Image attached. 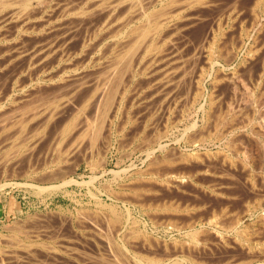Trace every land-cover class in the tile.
<instances>
[{
    "label": "rangeland",
    "instance_id": "rangeland-1",
    "mask_svg": "<svg viewBox=\"0 0 264 264\" xmlns=\"http://www.w3.org/2000/svg\"><path fill=\"white\" fill-rule=\"evenodd\" d=\"M13 1H15V0H13ZM45 1L47 2V4ZM45 1L43 2V5L41 6L42 3H40V5H39L38 1L30 0V2H29L30 6L28 5V7H30V8H28V7L26 9L22 8L24 11L26 10V12H22L23 11L22 9H20L19 11H21V12H19L18 9L21 7L18 5H13L12 7L9 8V9L15 8L14 10H16V16H14L15 19L12 17L13 18L12 20L10 18L9 19L3 18V14H4L5 10H8V8L7 9H1L0 8V12H1L0 13V18H1L0 19V66H1L0 67V73H1L0 74V113L2 112L1 113L2 115L0 114V124L1 123H4V124L8 123V126H11L12 123H15V122H11L12 118L10 116V113L12 114V112H14V111L17 112V110L20 107L23 110L24 105L30 106V104H31L30 102H33L32 104L34 105L35 102L39 103L38 100L42 101L43 98H45V97H47L48 99H51L54 95H55L54 97H58L59 94H60L59 97H61L62 95L63 96L65 95L64 100L68 101L69 98H67V96L69 97V93H70V96L73 93V95H75V97L73 98V95H72L70 97L71 100L69 102H71L72 99H74L73 102H75L74 104H76L78 107L75 106L74 104H71L73 102H71L70 104H67L66 107H64L62 109V111H59V113L56 115L57 116L56 121L54 118H52L54 120L50 119L52 121V123L48 122V121H43V118H37V119L33 120V119L28 117L29 121L26 118L25 119L26 121L24 123H26L29 127L26 125L28 128L27 129L25 124H23L25 126V130L27 131V133L29 135H31V133H32V135H34L36 137L35 141H37V140L38 141L34 142V144H32V142H30V140H26V141H24V143L21 142L23 144H22V148L19 150L20 153L19 152L14 153L15 151H13V150H15V148H17V147H13V149L11 148L12 149L11 154H9L10 153L9 146L12 147L10 144L11 142L9 143V141L12 140L10 137H11V135L14 134V132L12 131L13 134H11V131H7L9 133L6 132L7 133L6 134L5 130L3 128H1V126H0V129L4 130V131H0V249H1L0 250V256H1L0 257V264H98L97 263V261L99 262V260H98L99 256L98 255H100L99 253H102V251H101L102 250L101 248H103L102 246H104L105 243H107V242L109 243L111 241H112V243H109V244H111V246L115 247L116 250H117V248H119L117 251L118 252L120 251V254H121L122 253V251L120 250L121 249V247H120V244H121L120 241L121 240H119V238L116 237L115 235H113L112 233H111L112 235L110 234L111 231H110V227L108 225L109 221H110L109 218L113 217L112 213L109 212V208L105 207L106 209H104V207L100 206L97 202V200H98V201H100L99 203H103V202L106 204H109V203L113 204L114 203V205L117 206L118 211L122 212L121 221L124 220L125 219V213L123 210L122 203L119 200L112 199L113 197H111V196L109 197V194L111 193L112 190L114 192L113 196H115V197L118 196L121 199H125V200L130 199L131 201L128 204H132L134 202V201H132L133 198L136 201H139V202L142 201L144 204L143 205L141 202V204L143 205V209H141L140 206L138 207V205L137 206L136 205L131 206V205L127 204V206H129L130 211H131L130 212L131 213L130 214L131 220L137 222V225L140 226L139 228L142 230V232L144 234L142 232L136 234L135 237L137 236L136 238L138 240H136L135 237H133V239H131L132 242L129 241L130 233H129V235L127 234L128 238H129V239H127V242L129 241L127 244L129 245L128 249L130 248V250L127 253V255L124 253L121 254L122 256L125 255V259H124V257L123 258L121 257L122 261L125 260V262L123 261L124 263L137 264L136 259L135 258L133 259L132 253H136V254L138 253L140 256H145L147 258H150V257L156 258L157 257V259H160L161 262L164 264H170V263L171 264H173V263L174 264H180V263H176V262L172 263V261L173 260L179 261L184 257L187 258L188 254H191V252H192V254L189 255L188 258L190 259L192 257V259H196V260L198 259L201 264H221L222 262H223V264H227V262L229 260H230V263H228V264H232V263L236 264L237 262L239 263V262L245 261V259H246V261L247 260L250 261L249 264H264V257H263L264 256L263 255L264 254V250H263L264 249V240H263L264 239V231L261 228L258 230L257 226L259 227L260 224H259V222H256L258 220L260 210L259 209L254 210L252 208V207L256 208V205H258L259 202H260V205L261 204L264 205V202H263L264 201V198H263V196H264V190H263L264 189L263 188L264 187V184H263L264 183V177H263V175H264V160L259 161L257 158H254L253 161H249L250 163L247 162L246 164L245 163L243 164L239 160H237V158L235 156H232L233 159L231 160L232 161V163H231L232 167H231L230 163L222 164L221 161L218 159L220 155H217V154H221L220 151L225 149L223 151V153L229 154L230 153L229 151L231 150L229 148H227V149L223 148L224 147L222 145L223 143L221 144L220 142L216 143L213 141H206L205 143H203L201 145H200V143H197L199 146H197L196 143L195 144L193 143V145L191 143V145H190L189 143H190L191 138H189V137L191 134L186 133L185 128H187L189 122H191L193 119H196V116H194L195 115L194 112L192 111V114L190 116H189V114H185L181 120L180 117L178 118V116L180 115V112H178L180 110V108L178 107L179 108V110H178L177 107H174L172 105L171 106L172 109H171V113H170L171 117L170 116L168 117L171 119L166 120V119H164L166 117L162 116L160 104H158V103H160V99H159L160 95L158 94V93H160V91L157 90V88H158L157 82L160 79V74H158L157 72L160 71V73H161V70L164 67V64H163L164 62H162L161 60H159V61L155 60L156 62L158 61L157 63L155 61L154 62L158 65H160L159 62H161V64H163V65H160V67L162 69L158 65H155V63L153 61L148 62V66L150 65L149 66L150 68H148V66L146 65V67L148 69L144 66L145 63L142 64V66L138 67V68H140L141 72L137 71L138 68L136 69V72H137L136 77H134L133 80L129 83V91L131 89H133V90L128 92L129 98L127 96V98H126L127 100H125L127 103L125 101H124L125 103L123 102L125 104V106H124V104H122L123 107H122L121 111L123 109H124V111L120 112V114H117L115 118L114 117L110 118L111 121H109L110 124H109V129H108L110 132H107L108 127L106 125L108 123L103 124L104 116L97 112L96 104L91 105L93 100L92 101L89 100L88 105L84 106L86 108L88 107V109L84 108L83 109L84 111H82V107H83V104L85 102V99L89 96V93L91 91L90 86L92 85V81L94 80L93 78L97 77V73H95V72H98L99 69H100L99 72L103 71L102 68H104V66L106 67V64L109 65L110 59H111V57H113V56H111L113 54H111L112 48H110V47L114 43H116L118 40L116 38V40H117L116 41L114 39L115 38L114 36H113L114 38L112 37L113 38V40H112V38H111L112 32H114L115 29L118 30L117 32L121 33L122 36L125 35L124 36L125 38L122 37L123 38L122 40L125 39L124 41H127L129 39V33H128L129 31L128 30H130L132 27H134V25L136 27V25L140 24L139 23L140 21L138 19L135 20L136 17H133L130 20L129 26H128V24H125V26H127V28L125 26L120 27L121 24L118 25V22L115 21L116 19H114V17L116 18V15L120 14V10L125 8L124 5H126V4H122V2L126 3L129 0L128 1L127 0H125V1L119 0L120 2L118 0H114V4H115V1H116V4H117V1H118V3H121V4H120V7H119L118 12H117L118 14L113 13L114 14V16H113L111 13V15L113 17L111 18V16H109L110 19H108L109 17L107 18V16L110 15L109 14L110 12H108L107 10H109V8H111V7H109V5L110 4L112 5L113 0H110V1L107 0L108 2L105 0L106 1L105 3H107V4L112 1L108 5L103 3V0H102V2L100 0L99 1L98 0H85V1L84 0H64L65 3L67 2V4H66L67 6L64 4V6L67 7V8H65V10H64V8H61V6H63L62 3H64L63 0L62 1L61 0H45ZM68 1H69V4H68ZM147 1L148 0H146V1L143 0V2H147ZM150 1H153V0H150ZM155 1L158 3H156ZM159 1H161V2L159 3ZM164 1L166 2L167 0H158V1L154 0L153 2H150V5H151V7L154 6L155 9H158L159 5L161 3H163ZM233 2H236V3H234V6H236L237 8L236 7L235 8L239 9V10L240 9L244 10L243 12L245 14V13H247L246 7H247V5H249V3L252 2V0L251 1L250 0H248V1L247 0H232V1L231 0H220L218 2V6L215 9V11H217V12L223 11L226 9V7H229L230 5H232ZM93 3L95 4V6ZM101 3H103V4H101ZM261 3L264 4V2H261ZM127 4H129V2ZM69 5H70V7H68ZM89 5H91V6H89ZM103 5H104L103 8L106 11L104 9H102ZM71 6H73V7H71ZM93 6L96 8V10H95V8H93ZM96 6L97 7L99 6L100 9L98 10V8ZM106 6L108 7V9L105 8ZM121 6L122 7L124 6V8H122ZM240 6H242V7H240ZM84 7H85V9H83ZM33 8L37 9V10L34 11ZM262 8H264L263 5H262ZM74 9L76 12H74ZM3 10H4V12H2ZM79 10H81L82 12ZM97 10L100 14L97 12ZM100 10H104V11L100 12ZM29 11H30V13H28ZM121 11H123V10H121ZM17 12H19V13H17ZM104 12H106V14H104ZM217 12L207 13L208 15H206V18H210V15L213 16L214 13H217ZM259 12H260L259 16L261 15L260 17L264 20V14L261 13V11H259ZM20 13H23V14L21 15ZM17 14H18V17H17ZM37 14H38V16H37ZM85 15H86V17H85ZM55 16H57V17H55ZM67 16H68V18H67ZM18 18H21V19L18 20ZM41 18H43V19H41ZM58 18H59V20H58ZM98 20H100V21H98ZM104 20H107V21H105L106 23H104ZM108 20L113 22V24L110 23V21H108ZM39 21H41V22H39ZM136 21H137V23H136ZM114 22H115V24L117 23V25L120 28L118 26H116L118 28L117 29L114 26ZM141 22L143 24V20ZM107 23L112 24L114 27H112V25H109ZM97 25H99V26H97ZM102 25L103 26L106 25V26L103 27ZM108 25H109L110 30H111V27L113 28L109 32H107ZM34 26L37 28L39 27V28L37 29ZM40 26H42V27H40ZM139 26H141V25H139ZM45 27H47L46 30H45ZM97 27L99 29L101 27L102 28L99 31V29ZM22 28L24 31L22 30ZM26 28L27 29L29 28V30H27ZM94 28L97 29L96 32H95ZM48 29H51L52 31L49 30V32H48L47 31ZM69 29H70V31H69ZM32 30H33V32H32ZM104 30H105V34H103ZM123 30H124V32H123ZM199 30L200 29H195L193 31H190V33L188 32V36H187L188 42H190V41L192 42L193 38L195 39L196 35H199ZM117 32L115 33V35L117 34ZM27 34L29 35V37ZM39 34L41 36H39ZM106 34H108V35L111 34V35L106 36ZM91 35H93L95 37H97L98 35H101V37L99 36L98 38H96L97 39L96 40ZM113 35H114V33H113ZM55 36L56 37L58 36L57 37L58 39H62L61 36L66 38V39L63 38V40H62V41H65V43L64 42L61 43L62 41L58 40ZM71 36L73 37L72 39H71ZM87 36H88V38H87ZM102 36L104 39H100V38H102ZM53 37H55V38L53 39ZM52 39L55 42H53ZM42 40L44 41V43ZM59 41H60V44H59ZM67 41H68V43H66ZM32 42H34L36 45H34V43H32ZM51 42L56 44L57 48H55L54 47L55 45L53 43L51 44ZM110 42H112V43H110ZM37 44H38V48H37ZM45 44H47L46 48L49 47L50 49H51V47L48 46V44H50L51 46L53 45V47H52L53 49H51V50L57 49V51H60V50H58V48L61 49L62 47H64V46L61 47V45L65 44V47L67 49H64L65 48L64 47L63 50H61V53L63 52L62 55L60 53L57 54V56L59 55V57H61V58L63 57L62 59L60 58L61 62L59 61V57H52V58H50V62L53 59H55L54 61L56 63L55 66L54 65L52 66L51 64L52 63L54 64V61H52L51 63L49 61H47V62H45L46 64L44 65L43 64L44 62H42V64H41L40 62L38 63L37 59H35V60H33L35 62L34 66H37V64H38V66H37L38 68L37 67H35L33 69H31L32 67L28 68L27 67L28 62H26V61H29V58L31 57L32 53L35 50H36V52L37 51L39 52L40 49L43 47L45 50L46 49L44 46ZM57 44H59V45H57ZM80 44H82V46ZM102 45L105 47L102 48ZM107 45L109 46V49L105 51L104 49H106ZM186 45L187 46L184 47L181 54L184 55L183 58H185V60L186 59L189 60L190 55H189V57L186 56L187 58L185 57V55H187V53H189V52L191 53V47H190V43H186ZM87 46H89V48ZM91 46L93 49L90 48ZM114 46H115V44L113 45V47ZM13 47H15V48H13ZM39 47H40V49H39ZM77 47H79L80 50L87 47L84 50H82L83 52H85L83 55H85L86 57L81 54L80 50H77ZM177 47H178L177 40L175 41V39H173L171 46L168 47V49H170L168 51H172V52L168 53L170 55L166 56V58H168L169 60L167 59L166 63H165L169 68H170V66H172V67L174 66L175 60H173V59H175V57H176L174 55L175 54L174 52H175ZM97 48L101 52L98 51ZM48 49H46V50H48ZM29 50H30V53H29ZM31 50H33V51H31ZM41 50H43V49H41ZM75 50L77 52H75ZM243 50L240 51L239 57L243 56ZM102 51L104 54L102 56L104 58L101 56ZM185 51H187V53ZM17 52L18 53L20 52V55H24L25 56V57L23 56L24 59L22 58V56H19L17 59V56L19 55ZM24 52H26V53H24ZM36 52H35V54H36ZM67 53H69V54H67ZM105 53L107 55H105ZM63 54H64V56H63ZM172 54L174 55L173 57H171ZM15 55H17L16 59H15ZM66 55H68V56H66ZM71 55H72V57H71ZM90 55L95 59H93V58L91 59ZM99 56L102 58H99ZM107 56L110 57V59L108 57L109 62L104 61L107 59ZM8 57H11V58H8ZM3 58H5V60ZM19 58H22L23 60L19 59ZM11 59L14 62L13 61L11 62ZM56 59H58V60H56ZM156 59H158V57ZM3 60H4V62H3ZM66 60H67V62H65ZM88 60L89 61L92 60L94 64L91 63L92 61L89 62ZM170 60L174 63H172ZM22 61L24 62V64ZM69 61H72L73 64L76 61L75 65L76 64L80 65L82 63L83 66L80 65V67H79V65H78L79 68L77 66H75L76 68L72 69V67L74 65L72 63H70ZM87 61H88V63H87ZM8 62H9V64H8ZM20 62H21V64H20ZM99 62H101V63H99ZM1 63H4V64H1ZM5 63H6V65H5ZM65 63L66 64L69 63L70 66L66 65ZM170 63H171V65H170ZM71 64H72V66H71ZM92 64L94 66L97 65V67H95V69L94 68L92 69V67H93ZM100 64H102V65H100ZM146 64H147V62H146ZM235 64H236V62L233 63V65L231 67H229V70H231L234 66L237 65V64L236 65ZM7 65H8V67H5ZM21 65L22 66L25 65L26 67L23 68L24 67L23 66L22 67L23 69L19 68V67H21ZM42 65H44V66L49 65V66H52V68L49 66H48L49 68H46L47 66L43 67ZM59 65H61V66H59ZM41 66H42V68H41ZM64 66L68 69L66 70V68ZM81 66L83 68L85 67L86 69L85 68L83 69ZM100 66H103V67H100ZM157 67H159V68H157ZM36 68H37V70H36ZM43 68L46 70H44ZM96 68L98 71L96 70ZM141 68H142V70H141ZM75 69L77 72H75ZM144 69L148 73H146L144 71ZM240 69H239L240 70L239 72L241 74L244 71V69L243 68H240ZM21 70H22V74L19 73ZM28 70L29 71L31 70L29 72L30 74L28 73ZM73 72L75 75L73 74ZM91 72L94 74H92ZM56 73L58 75L60 74L61 76L65 75L66 78L63 76V78H64L63 79L60 75L57 76ZM142 73H143V75H142ZM51 74H53V75H51ZM85 74L87 76H85ZM90 74L93 76L95 75V76L94 77L92 76L91 78H89L91 76ZM154 74H156V75L158 74L157 77ZM29 75L31 76V78ZM38 75H39V77H38ZM48 75H50V77L51 76H54V77L50 78ZM69 75H70V77L71 76L72 77L71 78L69 77V79H67ZM140 75H142V76H140ZM73 77H75V78H73ZM77 77H79L81 79H79V81H78ZM17 78H19V79H17ZM44 78L46 80H44ZM49 78H50V80H49ZM58 78H60V79H58ZM140 78H142V79H140ZM155 78H156V80H155ZM65 79L70 82V85H69V82L67 83V81ZM17 80L19 81L18 85H20V87L16 84L18 82ZM59 80H60V82H59ZM72 80L76 81L77 85H75L74 82L72 83ZM83 80H85V81L81 82ZM51 81H53V82H51ZM87 81H90L91 83L87 82ZM149 82L153 86H151L149 84ZM155 82H156V84H154ZM78 83H81V85H83V87L82 86L80 87V84H78ZM88 83H89V86H86V84L88 85ZM146 83L148 86H150L149 88L147 87ZM59 84L60 85L62 84L63 86L66 85V86H64V87L61 86V87H63V89H62L61 87H59L60 86ZM53 85L54 86L56 85V86L54 87ZM143 85L146 87H144ZM78 86L80 87V89ZM154 86H157L156 89L153 88ZM73 87H75V88H73ZM60 88H61V90H60ZM64 88H66V90ZM70 88H72V89H70ZM88 88H90V89H88ZM150 88H151V90H150ZM152 88L154 89L153 91H152ZM67 89H69V90L67 91ZM74 89H75L76 93H79L78 91H80L81 96H80V94H78V96H77V94H74ZM77 89H79V90H77ZM146 89H149L150 91H148ZM221 89L222 88L220 87V90ZM241 89L242 88H240L239 92H237L235 94V96L232 98L234 103L235 102L240 103L241 102V101L239 102L240 98H242V96L246 95V94H244L245 93L244 90L242 89L243 90L242 91ZM64 90H65V92L63 93L62 91H64ZM156 90L159 92H157ZM60 91L62 93H60ZM66 92H68V95ZM86 92H87V95H86ZM149 92H151V93H149ZM261 92L262 93L260 94V93H258V91H256L255 93L252 94V99H253L252 102L254 104L253 103L251 104L252 109H249L248 111H246L247 112L246 115H248L249 118H251L250 115H252L251 119H252L253 124L251 123L250 127L252 128L253 131L257 132L259 134V136H261V137H259V140L264 142V138H263L264 132L262 133V130H261L262 128L259 127L258 120L256 119L257 116L255 115V114L264 112V93H263L264 91H261ZM56 93H59V94L56 95ZM155 93H156V95H155ZM151 94H152V96H150ZM48 95L49 96L51 95L50 98ZM82 95H85L86 98H85V96L82 97ZM153 96L155 97V99ZM156 96L158 98H156ZM246 96H245V98H246ZM262 96H263V98H262ZM40 97L42 98V100ZM28 98L30 101L28 100ZM35 98H36V100H35ZM47 98H45V99H47ZM61 98H63V97H61ZM65 98H67V99H65ZM79 98H81V99H79ZM150 98H152V99H150ZM245 98L243 97V100ZM82 99L84 100V102L82 101ZM254 100H255V102H254ZM35 105H37V104H35ZM69 105H70L71 109H70ZM80 106H81V108H80ZM173 107H174V109H173ZM254 107H256V109ZM78 108H79V110H78ZM73 109L74 110L76 109L78 112L76 110L74 111ZM63 110H65L64 111V112H66L65 114H64ZM70 110H73V113L76 112V113H74L75 115L73 113H72L73 116L69 115L72 112ZM94 110H95V112H94ZM253 110L255 112H253ZM18 111H20V110H18ZM251 111L253 112V114H250V113H252ZM80 112L83 115L82 114L80 115ZM90 112H93V113H90ZM61 113L64 115L62 116ZM67 113H69V114H67ZM149 113H150V115H149ZM60 114L63 118L60 116ZM8 115L10 116L11 119L9 118ZM79 115L81 116V118ZM86 115L88 117H86ZM71 116L73 118H71ZM82 116L88 120H96V119L100 120V117L102 118V120H100L101 121L100 132L101 133L104 132V133L103 134L100 133V135H101L99 137L100 139L97 140V144H99V145H95V147L90 146L89 142H88V138L84 139L83 143H82V147L80 146L79 149H76L75 150L76 152L73 151V154H72V152H70V153H68V156H67V154L65 156L64 155L62 156V157H64V160L67 159L66 160L67 162L63 161V158H62L60 163L57 164L59 166V167H56L57 172H58V170H61L63 172V174L62 173L58 174L59 176H57V177H55V175H50L49 172L53 173L56 171V170H53L54 167L56 166L53 163L55 155H54V157L52 156L53 155L52 154L53 148H54L53 145L55 143V141L52 140V138L54 137L53 135H55V137H56V135H58V133H60L59 131L63 128L62 124H65L66 122L64 123V121H66L67 119H68V121L72 120V119L77 120L76 117H78L79 118L78 121L75 120L78 123L79 120L83 118ZM160 117H161V119H160ZM248 117H246V118H248ZM254 117H255V119H253ZM92 118H94V119H92ZM184 118L186 121L184 120ZM39 119H41L42 121L40 122ZM147 119H148V121H147ZM150 119L152 120V122ZM8 121H10L11 125H9ZM45 122L48 124H46ZM172 122H174V123H172ZM43 123L46 125H44ZM55 123H56V125L61 123V125L56 127ZM142 123H143V125H142ZM256 123H257V125H256ZM144 125L146 126L145 127L146 131H144L143 130L144 128H142ZM12 126H11L10 130L15 129V128L13 129ZM15 127H16V125H15ZM58 127L59 128L61 127L60 130ZM160 129H162V130H160ZM182 130H183V132H182ZM34 131H36V134ZM139 131H141V132H139ZM163 131H165V133H163ZM113 132H115V133H113ZM246 132H248V131H246ZM109 133H111L112 139L108 135ZM155 133H157L158 135L157 134L156 135L160 136V138L159 137L157 138V136H155L157 139L154 138L153 134H155ZM8 134H9V136H10L9 138L11 140H9L8 136L5 138V136ZM26 136H27V134H26ZM39 137H40V139H39ZM102 137H103V140H102ZM4 138L7 139L8 141L5 140ZM139 138H141V139H139ZM234 139H232L233 141L231 142V144L235 145V148L239 150V148L241 147V146L239 147L240 143L238 144V142ZM85 140H86V142H88V144L85 142ZM155 141H159L160 144H162V146L164 147V149L159 151L157 149V146L154 144ZM85 143L87 146H89V149H87V146L85 145ZM83 145H85V146H83ZM32 146H34V147L32 148ZM191 146H194V147H191ZM193 148L195 150H193ZM27 149H29V150H27ZM150 149H155V150L154 151L152 150L153 152H152V154L149 155L150 157L148 156L149 157L148 158V157H146V152H149ZM174 149H175V151H173ZM226 150L228 151V153ZM27 151H29V154ZM207 151H209V152L212 151L211 152L212 154H210V153L208 154ZM194 152L196 153V155H194ZM198 152H199L200 156L206 152L207 153L202 155L199 158V156L196 157ZM200 152H202V154ZM213 152H214V155H213ZM18 153H19V155H18ZM22 153L24 155H22ZM4 154L6 157L4 156ZM192 154H193V156H192ZM10 155L11 156L15 155L16 156L15 159H14V157H12L13 159L10 158L11 157ZM164 156H165L166 160L163 159ZM160 159H163V161L165 160V162H163L164 164H161L162 160H160ZM181 159H183L184 162ZM188 159H190L191 161ZM3 160H4V162H3ZM97 160L98 161L100 160L101 162L100 161L98 162ZM154 161L157 162L156 166L154 165V163H155ZM150 162H152L153 164ZM188 162H189V164H188ZM147 163H149L150 166L147 165ZM166 163H168V164H166ZM234 163L235 164L237 163V164L235 165ZM259 163H263V164L260 165ZM169 164H171V165H169ZM145 166H147L148 168ZM150 167H151V169H153V171H157L159 173L158 174L156 172L157 173V180H155V181H157V183L154 180H153V182H155V183H153L152 179L151 180L147 179L148 178L147 175H142L144 172L150 170L149 169ZM185 167H187V168L184 169ZM51 168H53V169H51ZM144 168L148 169V170L144 171L145 170ZM255 168L256 169L258 168V170L256 171ZM238 169H239V171H238ZM245 169L248 171H246ZM183 170H185V171H183ZM200 170H202V171H200ZM203 170H204V172H203ZM134 171H137L138 173H136ZM142 171H143V173H142ZM207 171H209V172H207ZM45 172H47V173H45ZM42 177L44 179L46 177H48L47 179H49V180L45 179V181H44V179ZM52 177H53V180H52ZM173 177H174V179H173ZM139 178H141V179L139 180ZM90 179H91V181H89ZM135 179H137V180H135ZM145 179H146V181H145ZM182 179L184 180L183 181L184 183L181 181ZM255 179H256V181H255ZM170 181H172V182H170ZM180 181L182 183H180ZM250 182H252V184ZM257 182H259V183H257ZM147 183L149 186L147 185ZM117 185H120L123 187H119ZM175 185H176V187H175ZM38 186L40 188L43 187L44 189L40 191ZM140 186H143V187H140ZM144 186H145V188H144ZM165 186H166V188H165ZM135 187L139 188V189H137L138 191L137 190L136 191L142 194L140 197H139V195H140L139 193H138V196H135V195L133 196V193H134L133 190L135 189ZM130 188H133V190H131ZM147 188H148V190H146ZM200 188H201V190H200ZM107 192H109V193H107ZM202 192L204 194H202ZM221 193H223V194H221ZM216 194H219V195H216ZM215 195L217 197H215ZM259 197H261L260 198L261 200L259 199ZM118 202H120V203H118ZM181 202H182V204L180 205ZM254 202L256 205L254 204ZM152 203H153V206H152ZM154 203L157 205L159 204L158 207H156L157 205H154ZM137 204H138V202H137ZM172 204H175V206ZM194 205L195 206L196 205L197 206L198 205H204L205 209H201V210H203V212H205V213H207V211L209 212L210 210L218 211V210H220L219 208H222V209L224 208V210L226 212H228V211L230 212V213L228 212V215H230L232 213L231 215L233 216V218L240 216L242 218V223L240 225L248 227L247 229H248V232L250 233V234H248V236L250 237V240L252 241L251 242L249 240V244L250 243H251V245L253 244L252 250L253 251L255 250L254 253L251 254L252 252H250V254H251L250 255L248 252V254H247V251H248L247 249H248L249 244H247L245 241L243 243H240L239 241L235 240V238H233V235L231 234V232L228 233V237L229 238L232 237L233 239H229L228 244H227V241L225 244L224 243L221 244V242L219 243L218 239L216 240V237H214L215 234H213V233H216V231L214 230V227H212L210 225L208 226L207 224H206L207 227L205 226V228H208L207 231H209V232H206L205 230L203 232L204 236L207 238V240H205L204 245L205 246L207 245V247H205L204 245H202L203 247L196 245L197 240L195 241L193 239L192 235L190 234L191 228H189L186 225V223H189V220H185V219H187V217H190V216L189 215L184 216L183 214L180 215V213L178 216L176 209H174L176 211V213L173 210V208L178 207V206H179V208H181L180 206H182V209L185 207H186V209H190V207L194 206ZM248 205H250V206H248ZM187 206L189 208H187ZM170 207L172 210L170 209ZM248 207L250 209L249 211L247 209ZM251 209H253V210H251ZM203 212L199 213V215L202 214L201 218H203V215L205 214ZM236 212L239 215H237ZM231 215H230V217L229 216L228 217L232 218ZM256 216H257V218H256ZM177 217H178V219H176ZM179 218L181 221L179 220ZM229 218H228V220L226 219L227 222L230 221ZM131 220H130V222H132ZM254 221H255V224H254ZM130 222H128V224H127L128 225L127 230H129V227L132 226V224ZM204 222H205V220H201L200 222L195 223V225L197 224L196 228L199 229V227L201 225H202V227H204V224H200V223H204ZM15 228H17V229H15ZM177 228H178V230H177ZM255 228H256V230H255ZM107 229H109L110 232ZM143 229H144V231H143ZM105 232L107 234H109L108 235L109 237L114 236L112 238V240L106 239L108 236L106 235ZM205 233H206V235H205ZM208 233H210L211 235ZM104 235L106 238H104ZM198 236L200 238L204 237L201 233ZM101 237H103L104 239L103 238L101 239ZM141 237H144L143 240ZM131 238H132V236H131ZM105 239L108 241H106ZM101 240L102 241L104 240V241L102 242ZM214 240H216V241H214ZM198 241L200 242V240H198ZM235 241H236V243H233ZM101 242L104 244H102ZM177 243L180 245H178ZM184 243H186V244H184ZM133 244L136 246H134ZM145 244H147V245L145 246ZM182 244H184V245H182ZM208 245L210 246V248ZM165 246L167 247V249ZM196 246H198V247L195 248ZM137 247H140V248H137ZM184 247H185V249H184ZM188 247L190 248L191 252L189 251V249H187ZM204 247H205V249H204ZM162 248H165L164 249L165 251ZM173 248H174V250H173ZM198 250H199V252L197 253ZM45 251L46 252L48 251L47 253H49L51 251V254L49 253V255H48L49 257L47 256V253ZM136 251H138V252H136ZM143 251L145 254L143 253ZM174 251L176 253H174ZM29 252H31V255ZM12 253L14 256L12 255ZM54 253H56V254L54 255ZM255 253H257V254H255ZM169 254L170 255L173 254V255L170 256ZM258 254H259V256H258ZM70 255H72V256H70ZM129 255H130V257H129ZM174 255L177 259L175 257L173 258ZM254 255H255V257H254ZM163 256H164V258H163ZM231 256H232V258H231ZM126 257H128V259H126ZM252 257H253V259H252ZM131 258H132V260H131ZM233 258H234V260H233ZM254 258H256V259H254ZM192 259H190V260H192ZM249 259H251V260H249ZM169 260H170V262H169ZM196 260H194V262ZM198 260L195 263H197V262L199 263ZM232 260H233V262H232Z\"/></svg>",
    "mask_w": 264,
    "mask_h": 264
},
{
    "label": "bare ground",
    "instance_id": "bare-ground-1",
    "mask_svg": "<svg viewBox=\"0 0 264 264\" xmlns=\"http://www.w3.org/2000/svg\"><path fill=\"white\" fill-rule=\"evenodd\" d=\"M36 1H38L39 2V5H40V3H42L41 4V6L43 5V2L45 1V0H36ZM62 1V0H61ZM85 1V0H84ZM99 1V0H98ZM101 2H102V0H100ZM107 1V0H106ZM105 0H103V3H105L106 2ZM110 1V0H109ZM119 1V0H118ZM118 1H117V4H116V1H115V4H114V0H113V3H112V5L110 6L109 5V7H111V8H109V10H107L108 12H110L109 14L110 15H108L107 16V18L109 17V16H111V18L114 16V14H118L117 12H118V9H119V7H120V4L121 3H118ZM122 1V0H121ZM125 1V0H124ZM128 1V0H127ZM146 1V0H145ZM150 0H148L147 2H143V0H129L128 2H129V4H127L128 2H126V3H123L122 2V4H126V5H124L125 6V8H124V6L122 7V8H124V9H121V10H123V11H121L120 10V14H118V15H116V18L114 17V19H116L115 21L116 22H118V25H120V27L121 26H125V24H128V26L130 25V20L133 18V17H136V19L135 20H139L140 22V24H138V25H136V27H135V25H134V27H132L130 30H128L129 32V39L127 40V41H124V40H122L123 38L122 37H124V36H122V34L121 33H118L117 31L118 30H116L115 29V31L114 32H112V36H111V38L113 37L115 40H116V38H117V42L116 43H114L115 44V46L113 47V45L110 47V48H112V53L111 54H113V55H111V56H113V57H111V59H110V57L109 56H107V59L106 60H104V61H108V57H109V59H110V63H109V65L108 64H106L104 61V63L106 64V67L104 66V68H102L103 69V71H101V72H99L100 71V69H99V71L97 70V68H96V70L99 72H95V73H97V77H95V78H93L92 80V85L90 86L91 87V89L90 88H88V89H90L91 91H90V93H89V96L86 98V96L85 95H82V97L83 96H85V102H84V100L82 99V101L84 102V104H83V107H82V111H84L83 109L84 108H86V107H84V106H87L88 105V101L89 100H93V102L91 103V105L92 104H96V106H97V108H96V110H97V112L98 113H100L101 115H103L104 116V119H103V124L104 123H108L106 126L108 127H106L107 128V132H110L108 129H109V124H110V122L109 121H111V119L110 118H115L116 117V115L117 114H120V112H122V111H124V109L121 111V109H122V107H123V105L122 104H124L126 101L125 100H127L126 98H127V96H128V92H130L131 90H133V89H131L130 91H129V83L133 80V78L134 77H136V69L138 68V67H140V66H142V64H144L145 63V67H146V65L148 66V62L150 61H155V60H161L162 62H164L163 64H164V67H163V69L160 67V65H163V64H161V62H159V64L160 65H158V64H156L155 62V65H158L162 70H161V73H160V71H158L157 73L158 74H160V79H159V81L157 82L158 83V88H157V90H159L160 91V93H158L159 95H160V103H158V104H160V108H161V113H162V116L163 117H166V118H164V119H171V118H168L169 116H170V113H171V106L173 105L174 107H179L180 108V110H179V108H178V112H180V115L178 116V118L180 117V119L182 120V118L184 117V115L185 114H189V116L192 114V111L194 112V116H196V119H193L191 122H189V124H188V126H187V128H185L186 129V133H189V134H191L190 135V137L189 138H191L190 139V145H191V143H192V145H193V143L195 144L196 143V145L197 146H199L197 143H200V145L201 144H203V143H205L206 141H213V142H216V143H223L222 145L224 146L223 148H229V149H231L229 152V154H225V153H223V151L225 150H222V151H220L221 152V154H217V155H220L219 156V160L221 161V163L222 164H226V163H230V165H231V163H232V156H235L236 158H237V160H239L241 163H247V162H249V161H253L254 160V158H257L259 161H263L264 160V142L263 141H260L259 140V137H261V136H259V134L257 133V132H255V131H253L252 130V128L250 127V125H251V123H252V115H250V114H253V112H255L254 110L256 109V107H254L255 109L253 110V112L252 113H248L249 115H250V117L251 118H249L248 117V115H246V111H248L249 109H252V107H251V104L253 103L252 102V94L253 93H255L256 91H258V93H262L261 91H264V20L259 16V11H261V13H263L264 14V8H262V5H263V7H264V4H262L261 2H264L263 0H252V2L251 3H249V5H247V7H246V10H247V13H245L244 14V10H239V9H236L237 7L236 6H234V3H236V2H233V4L232 5H230L229 7H226V9L225 10H223V11H221V12H217V11H215V9L217 8V6H218V2L220 1V0H167L166 2L164 1L163 3H161L160 5H159V8L158 9H155L154 8V6H152L151 7V5H150V2H153V1H150ZM158 1V0H157ZM232 1V0H231ZM248 1V0H247ZM251 1V0H250ZM29 2H30V0H15V1H13V0H0V8L1 9H7L8 8V10H5V12H4V10L2 11V12H4V14H3V18H5V19H15V17L14 16H16V10H14V9H9L10 7H12L13 5H18V6H20L21 8H17L18 9V11L20 10V9H26L27 7H28V5H29ZM32 2V1H31ZM46 2V1H45ZM63 2L64 3H62L63 4V6H64V4L66 5L67 4V2L65 3V1L63 0ZM97 2V1H96ZM108 2V1H107ZM112 2V1H111ZM111 2H109V3H111ZM120 2V1H119ZM156 2V1H155ZM161 1H159V3H160ZM75 3V2H74ZM98 3V2H97ZM100 3V2H99ZM103 3H101V4H103ZM108 3V4H109ZM156 3H158V2H156ZM231 3V2H230ZM46 4H47V2H46ZM61 4V5H62ZM68 4H69V1H68ZM89 4V3H88ZM94 4V3H93ZM100 4V5H101ZM106 5H108L107 3H105ZM104 4V5H105ZM153 4V3H152ZM38 5V4H37ZM58 5V4H57ZM104 5L102 6V9H104L103 7H104ZM228 5V4H227ZM30 6V5H29ZM40 6V7H41ZM45 6V5H44ZM61 6V8H64V10H65V8H67L66 6ZM89 6H91V5H89ZM94 6H95V4H94ZM93 6V8H95ZM222 6V5H221ZM243 6V5H242ZM242 6H240V7H242ZM34 7V6H33ZM51 7V6H50ZM49 7V8H50ZM59 7V6H58ZM68 7H70V5L68 6ZM71 7H73V6H71ZM88 7V6H87ZM97 7V6H96ZM236 7V8H235ZM28 8H30V7H28ZM98 8V10L100 9V7L98 6L97 7ZM106 9H108V7L106 6L105 7ZM22 9V10H23ZM34 9V8H33ZM83 9H85V7L83 8ZM35 10H37V9H34V11ZM40 10V9H39ZM62 10V9H61ZM63 10V11H64ZM95 10H96V8H95ZM98 10H97V12H98ZM105 10V9H104ZM104 10H100V12L101 11H104ZM28 11V10H27ZM31 11V10H30ZM30 11L28 12V13H30ZM33 11V12H34ZM41 11V10H40ZM50 11V10H49ZM67 11V10H66ZM79 11H81V10H79ZM93 11V10H92ZM106 11V10H105ZM19 12H21V11H19ZM19 12H17V13H19ZM22 12H26V10L24 11H22ZM62 12V11H61ZM65 12V11H64ZM74 12H76L75 11V9H74ZM82 12V11H81ZM209 12H217V13H214V15L213 16H211L210 15V18H206V15H208L207 13H209ZM1 13V12H0ZM35 13V12H34ZM69 13V12H68ZM89 13V12H88ZM87 13V14H88ZM91 13V12H90ZM95 13V12H94ZM99 13V12H98ZM111 13H112V15H111ZM114 13V14H113ZM21 15L23 14V13H20ZM25 14V13H24ZM61 14V13H60ZM64 14V13H63ZM71 14V13H70ZM75 14V13H74ZM83 14V13H82ZM86 14V15H87ZM100 14V13H99ZM103 14V13H102ZM101 14V15H102ZM104 14H106V12H104ZM108 14V13H107ZM20 15V16H21ZM28 15V14H27ZM35 15V14H34ZM68 15V14H67ZM81 15V14H80ZM86 15H85V17H86ZM96 15V14H95ZM100 15V16H101ZM25 16V15H24ZM30 16V15H29ZM37 16H38V14H37ZM90 16V15H89ZM104 16V15H103ZM106 16V15H105ZM13 17V18H12ZM17 17H18V14H17ZM16 17V18H17ZM27 17V16H26ZM43 17V16H42ZM55 17H57V16H55ZM71 17V16H70ZM80 17V16H79ZM102 17V16H101ZM67 18H68V16H67ZM1 19V18H0ZM19 19H21V18H18V20ZM25 19V18H24ZM23 19V20H24ZM39 19V18H38ZM41 19H43V18H41ZM56 19V18H55ZM70 19V18H69ZM76 19V18H75ZM83 19V18H82ZM99 19V18H98ZM108 19H110V17L108 18ZM10 20V21H11ZM51 20V19H50ZM53 20V19H52ZM58 20H59V18H58ZM66 20V19H65ZM92 20V19H91ZM103 20V19H102ZM112 20V19H111ZM143 20V24H142V21ZM14 21V20H13ZM21 21V20H20ZM98 21H100V20H98ZM105 21H107V20H104V23H106ZM108 21H110V20H108ZM114 21V20H113ZM133 21V20H132ZM131 21V22H132ZM26 22V21H25ZM39 22H41V21H39ZM67 22V21H66ZM65 22V23H66ZM81 22V21H80ZM87 22V21H86ZM102 22V21H101ZM100 22V23H101ZM21 23V22H20ZM30 23V22H29ZM34 23V22H33ZM37 23V22H36ZM43 23V22H42ZM41 23V24H42ZM103 23V22H102ZM110 23H112L113 24V22H111L110 21ZM110 23H107V24H109V25H112V24H110ZM136 23H137V21H136ZM28 24V23H27ZM97 24V23H96ZM95 24V25H96ZM99 24V23H98ZM43 25V24H42ZM47 25V24H46ZM69 25V24H68ZM101 25V24H100ZM109 25H108V29H109ZM117 25V23L115 24V22H114V26L116 27V26H118ZM139 25H141V26H139ZM19 26V25H18ZM51 26V25H50ZM62 26V25H61ZM60 26V27H61ZM97 26H99V25H97ZM103 26V25H102ZM104 26H106V25H104ZM103 26V27H104ZM113 25H112V27H114ZM133 26V25H132ZM14 27V26H13ZM23 27V26H22ZM26 27V26H25ZM28 27V26H27ZM32 27V26H31ZM35 27V26H34ZM40 27H42V26H40ZM94 27V26H93ZM111 27V30L113 29ZM119 27V26H118ZM119 27V28H120ZM126 28H127V26H125ZM5 28V27H4ZM30 28V27H29ZM29 28L27 29V30H29ZM35 28H37V27H35ZM39 28V27H38ZM37 28V29H38ZM46 28L47 27H45V30H46ZM49 28V27H48ZM77 28V27H76ZM98 28V27H97ZM102 28V27H101ZM100 28V29H101ZM106 28V27H105ZM117 28V27H116ZM31 29V28H30ZM36 29V30H37ZM95 29V28H94ZM99 29V28H98ZM100 29H99V31H100ZM107 29V32H109V31H111L110 29L108 30ZM118 29V28H117ZM122 29V28H121ZM195 29H200L199 30V35H196V37H195V39L193 38V41L191 42H188V39H187V36H188V32L190 33V31H193V30H195ZM16 30V29H15ZM22 30H23V28H22ZM49 30H51V29H48L47 31L49 32ZM96 30L97 29H95V32H96ZM106 30V29H105ZM105 30H104V33L103 34H105ZM120 30V29H119ZM24 31V30H23ZM43 31V30H42ZM46 31V32H47ZM52 31V30H51ZM69 31H70V29H69ZM121 31V30H120ZM32 32H33V30H32ZM86 32V31H85ZM93 32V31H92ZM100 32V33H101ZM117 32V34L115 35V33ZM123 32H124V30H123ZM126 32V31H125ZM42 33V32H41ZM113 33H114V35H113ZM69 34V33H68ZM92 34V33H91ZM99 34V33H98ZM124 34V33H123ZM25 35V34H24ZM28 35V34H27ZM37 35V34H36ZM57 35V34H56ZM59 35V34H58ZM94 35V34H93ZM93 35H91V36H93ZM102 35V34H101ZM101 35H98L97 37H95V36H93L95 39L96 38H98L99 36L101 37ZM108 34H106V36H107ZM109 35H111V34H109ZM108 35V36H109ZM127 35V34H126ZM39 36H41L40 34H39ZM65 36V35H64ZM28 37H29V35H28ZM37 37V36H36ZM56 37V36H55ZM55 37H53V39L55 38ZM58 37V36H57ZM56 37V38H57ZM62 37V39H58V40H63V36H61ZM77 37V36H76ZM105 37V36H104ZM73 37L71 36V39H72ZM87 38H88V36H87ZM92 38V37H91ZM113 38H112V40H113ZM125 38V37H124ZM128 38V37H127ZM126 38V39H127ZM25 39V38H24ZM45 39V38H44ZM52 39V40H53ZM64 39H66V38H64ZM85 39V38H84ZM94 39V40H95ZM100 39H104L103 38V36H102V38H100ZM110 39V38H109ZM173 39H175V41L177 40V43H178V47L176 48V50H175V59H173V60H175V63L174 62H172L171 60V62L172 63H174V66L172 67V66H170V68L165 64L166 63V60L168 59V58H166V56L167 55H170V54H168V53H170V52H172V51H168V50H170V49H168V47H170L171 46V44H172V40ZM20 40V39H19ZM26 40V39H25ZM68 40V39H67ZM97 40V39H96ZM99 40V39H98ZM43 41V40H42ZM70 41V40H69ZM81 41V40H80ZM86 41V40H85ZM89 41V40H88ZM107 41V40H106ZM105 41V42H106ZM13 42V41H12ZM15 42V41H14ZM53 42H55L54 40H53ZM53 42H51V44L53 43ZM65 43V41H62L61 43ZM71 42V41H70ZM104 42V43H105ZM11 43V42H10ZM29 43V42H28ZM32 43H34V42H32ZM43 43H44V41H43ZM57 43V42H56ZM66 43H68V41L66 42ZM110 43H112V42H110ZM186 43H190V47H191V53L189 54V53H187V51H185L186 53H187V55H185V57L186 56H188L189 57V55H190V57H189V60L188 59H186L185 60V58H183L184 57V55L183 54H181L182 53V51H183V49H184V47L185 46H187L186 45ZM6 44V43H5ZM40 44V43H39ZM54 44V43H53ZM59 44H60V41H59ZM59 44H57V45H59ZM108 44V43H107ZM33 45V44H32ZM34 45H36L35 43H34ZM46 45L47 44H45L44 46H45V48H46ZM55 46V48H57L56 47V44H54ZM76 45V44H75ZM81 46H82V44H80ZM84 45V44H83ZM90 45V44H89ZM40 46V45H39ZM48 46H50L51 47V49H53L52 47H53V45L51 46L50 44H48ZM62 46H64L65 47V44H62L61 45V47ZM100 46V45H99ZM175 46V45H174ZM6 47V46H5ZM33 47V46H32ZM43 47V46H42ZM60 47V46H59ZM64 47H62L61 49L60 48H58V50H60V51H57V49L55 50H51L49 47V49L48 48H46V49H48V50H44V47L43 48H41V49H43V50H41L40 49V47H39V49H40V51L38 52H36V50L32 53V55H31V57L29 58L28 56V58H29V61H26V62H28V64H27V67L28 68H30V67H32L31 69H33V68H35V67H37L38 66V64H37V66H34V64H35V62L33 61V60H35V59H37V61H38V63L40 62L41 64H42V62H44L43 64L45 65L46 63L45 62H47V61H49L50 62V58H52V57H59V55L57 56V54H61L62 55V53H61V50H63V48ZM88 48H89V46H87ZM87 47H85V48H87ZM98 47V46H97ZM103 47H105V46H103L102 45V48ZM13 48H15V47H13ZM37 48H38V44H37ZM83 48V47H82ZM84 48V49H85ZM90 48H92V46L90 47ZM95 48V47H94ZM99 48V47H98ZM97 48V50L98 51H100L99 49ZM101 48V49H102ZM25 49V48H24ZM64 49H67L66 47L64 48ZM71 49V48H70ZM84 49H82V50H84ZM93 49V48H92ZM109 49V46L107 45V47H106V49H104L105 51L106 50H108ZM186 49V48H185ZM244 49V50H243ZM73 50V49H72ZM77 50H80L79 49V47H77ZM82 50H80L81 51V54L83 55L85 52H83ZM103 50V49H102ZM111 50V49H110ZM109 50V51H110ZM241 50H243V56L241 57H239V53H240V51ZM16 51V50H15ZM27 51V50H26ZM31 51H33V50H31ZM65 51V50H64ZM3 52V51H2ZM7 52V51H6ZM12 52V51H11ZM22 52V51H21ZM35 52H36V54H35ZM58 52V53H57ZM66 52V51H65ZM75 52H77L76 50H75ZM101 52V51H100ZM18 53V52H17ZM23 53V52H22ZM24 53H26V52H24ZM29 53H30V50H29ZM107 53V52H106ZM105 53V55H107ZM109 53V52H108ZM8 54V53H7ZM19 55L17 56V55H15V59H16V56H17V59H18V57L19 56H22V58H23V56L24 55H20V52L18 53ZM67 54H69V53H67ZM88 54V53H87ZM172 54V56L171 57H173L174 55ZM4 55V54H3ZM77 55V54H76ZM75 55V56H76ZM89 55V54H88ZM100 55V54H99ZM102 55H104L103 54V51H102V54H101V56ZM110 55V54H109ZM9 56V55H8ZM63 56H64V54H63ZM66 56H68V55H66ZM80 56V55H79ZM83 56H85V55H83ZM98 56V55H97ZM4 57V56H3ZM25 57V56H24ZM26 57V58H27ZM71 57H72V55H71ZM86 57V56H85ZM90 57H91V59L93 58L91 55H90ZM103 57V56H102ZM102 57H100L99 56V58H102ZM158 57V59H156ZM169 57V56H168ZM170 57V58H171ZM2 58V57H1ZM8 58H11V57H8ZM22 58H19V59H22ZM60 58L61 57H59V61H60ZM63 58V57H62ZM61 58V59H62ZM77 58V57H76ZM88 58V57H87ZM97 58V57H96ZM98 58V59H99ZM104 58V57H103ZM187 58V57H186ZM4 60H5V58H3ZM24 59V58H23ZM22 59V60H23ZM67 59V58H66ZM71 59V58H70ZM82 59V58H81ZM80 59V60H81ZM85 59V58H84ZM93 59H95V58H93ZM4 60H3V62H4ZM55 59H53L52 61H54ZM56 60H58V59H56ZM69 60V59H68ZM79 60V59H78ZM86 60V59H85ZM102 60V59H101ZM169 60V59H168ZM9 61V60H8ZM13 60L11 59V62H12ZM17 61V60H16ZM21 61V60H20ZM51 61V62H52ZM89 61V60H88ZM88 61H87V63H88ZM90 61H92V60H90ZM89 61V62H90ZM99 61V60H98ZM6 62V61H5ZM14 62V61H13ZM23 62V61H22ZM50 62V63H51ZM61 62V61H60ZM65 62H67V60L65 61ZM70 63H72L73 64V62L72 61H69ZM76 62V61H75ZM75 62H74V66L72 67V69L73 68H76L75 66H77L78 67V65L76 64L75 65ZM109 62V61H108ZM146 62H147V64H146ZM236 62V66H234L231 70H229V67H231L232 65H233V63H235ZM64 63V62H63ZM91 63H93V61L91 62ZM99 63H101V62H99ZM1 64H4V63H1ZM8 64H9V62H8ZM16 64V63H15ZM20 64H21V62H20ZM23 64H24V62H23ZM55 61H54V64L52 63L51 65L53 66H55ZM66 64V63H65ZM72 64H71V66H72ZM94 64V63H93ZM92 64V65H93ZM96 64V63H95ZM98 64V63H97ZM5 65H6V63H5ZM40 65V64H39ZM44 65H42L43 67H46V66H44ZM62 65V64H61ZM61 65H59V66H61ZM66 65H69V63H67ZM65 65V66H66ZM80 65H82V63L80 64ZM80 65H79V67H80ZM100 65H102V64H100ZM108 65V66H107ZM152 65V64H151ZM154 65V64H153ZM170 65H171V63H170ZM173 65V64H172ZM4 66V65H3ZM12 66V65H11ZM16 66V65H15ZM24 66V67H23ZM21 65V67H19V68H25L26 66L25 65ZM42 66H41V68H42ZM49 66V65H48ZM46 67V68H49V67H51L52 68V66H49V67ZM58 66V65H57ZM64 66V67H65ZM70 66V65H69ZM83 66V65H82ZM81 66V67H82ZM85 66V65H84ZM103 66H100V67H103ZM150 66V65H149ZM148 66V68H150ZM1 67V66H0ZM5 67H8V65L7 66H5ZM17 67V66H16ZM40 67V66H39ZM78 67V68H79ZM91 67V66H90ZM95 67H97V65H93V67H92V69L94 68L95 69ZM159 67H157V68H159ZM3 68V67H2ZM22 68V69H23ZM38 68V67H37ZM37 68H36V70H37ZM66 68V67H65ZM83 68V67H82ZM85 68V67H84ZM83 68V69H84ZM144 68V67H143ZM147 68V67H146ZM147 68V69H148ZM240 68H243L244 69V71L240 74ZM44 69V68H43ZM42 69V70H43ZM68 68H66V70H67ZM71 69V70H72ZM86 69V68H85ZM139 69V70H138ZM137 69V71H140V68H138ZM240 69V70H239ZM242 69V70H243ZM8 70V69H7ZM20 70V69H19ZM27 70V69H26ZM25 70V71H26ZM39 70V69H38ZM44 70H46V69H44ZM62 70V69H61ZM60 70V71H61ZM64 70V69H63ZM78 70V69H77ZM90 70V69H89ZM141 70H142V68H141ZM159 70V69H158ZM31 71V70H30ZM29 70H28V73L30 72ZM40 71V70H39ZM50 71V70H49ZM91 71V70H90ZM89 71V72H90ZM144 71H145V69H144ZM152 71V70H151ZM19 72V71H18ZM17 72V73H18ZM33 72V71H32ZM38 72V71H37ZM43 72V71H42ZM46 72V71H45ZM48 72V71H47ZM69 72V71H68ZM75 72H77L76 71V69H75ZM83 72V71H82ZM94 72V71H93ZM141 72V71H140ZM146 72V71H145ZM239 72V73H238ZM15 73V72H14ZM19 73H21L22 74V70L19 72ZM26 73V72H25ZM36 73V72H35ZM34 73V74H35ZM40 73V72H39ZM61 73V72H60ZM70 73V72H69ZM72 73V72H71ZM92 73V72H91ZM146 73H148V72H146ZM1 74V73H0ZM24 74V73H23ZM30 74V73H29ZM33 74V75H34ZM41 74V73H40ZM43 74V73H42ZM48 74V73H47ZM55 74V73H54ZM57 74V73H56ZM73 74H74V72H73ZM92 74H94V73H92ZM99 74V75H98ZM152 74V73H151ZM157 74V75H158ZM37 75V74H36ZM51 75H53V74H51ZM60 75V74H59ZM58 74H57V76H59ZM71 75V74H70ZM70 75L68 76V78L67 79H69V77H70ZM75 75V74H74ZM82 75V74H81ZM80 75V76H81ZM89 75V74H88ZM91 75V74H90ZM139 75V74H138ZM142 75H143V73H142ZM142 75H140V76H142ZM146 75V74H145ZM144 75V76H145ZM154 75H156V74H154ZM157 75H156V77H157ZM18 76V75H17ZM28 76V75H27ZM30 76V75H29ZM49 77H50V75H48ZM61 76V75H60ZM65 78H66V76L65 75H63ZM63 76H61L62 78H63ZM78 76V75H77ZM85 76H87L86 74H85ZM93 75H91L89 78H91ZM95 76V75H94ZM93 76V77H94ZM152 76V75H151ZM34 77V76H33ZM38 77H39V75H38ZM51 77H54V76H51ZM50 77V78H51ZM72 77V76H71ZM70 77V78H71ZM76 77V76H75ZM75 77H73V78H75ZM159 77V76H158ZM20 78V77H19ZM19 78H17V79H19ZM30 78H31V76H30ZM46 78V77H45ZM44 78V80H46ZM50 78H49V80H50ZM72 78V79H73ZM84 78V77H83ZM13 79V78H12ZM41 79V78H40ZM43 79V78H42ZM58 79H60V78H58ZM57 79V80H58ZM64 79V78H63ZM79 79H81V78H79V77H77V80L79 81ZM140 79H142V78H140ZM150 79V78H149ZM28 80V79H27ZM32 80V79H31ZM30 80V81H31ZM66 80V79H65ZM76 80V79H75ZM155 80H156V78H155ZM158 80V79H157ZM18 81V80H17ZM22 81V80H21ZM26 81V80H25ZM64 81V80H63ZM62 81V82H63ZM67 81V83L69 82L68 80H66ZM85 80H83V81H81V82H84ZM91 81V80H90ZM90 81H87V82H90ZM147 81V80H146ZM154 81V80H153ZM15 82V81H14ZM33 82V81H32ZM39 82V81H38ZM42 82V81H41ZM50 82V81H49ZM51 82H53V81H51ZM59 82H60V80H59ZM61 82V83H62ZM65 82V81H64ZM63 82V83H64ZM75 83V85H77V83H76V81H73L72 80V83ZM135 82V81H134ZM151 82V81H150ZM150 82H149V84H150ZM18 83H19V81L16 83L17 85H18ZM62 83V84H63ZM91 83V82H90ZM139 83V82H138ZM25 84V83H24ZM55 84V83H54ZM57 84V83H56ZM60 85L59 87H61V86H63V85ZM66 84V83H65ZM78 84H80V87L82 86L83 87V85H81V83H78ZM83 84V83H82ZM136 84V83H135ZM154 84H156V82L154 83ZM16 85V86H17ZM23 85V84H22ZM21 85V86H22ZM42 85V84H41ZM51 85V84H50ZM69 85H70V82H69ZM68 85V86H69ZM133 85V84H132ZM146 85H147V83H146ZM151 85V84H150ZM19 87H20V85H18ZM54 86V85H53ZM56 86V85H55ZM54 86V87H55ZM64 86H66V85H64ZM63 86V87H64ZM85 86V85H84ZM86 86H89V83H88V85L86 84ZM85 86V87H86ZM144 86V85H143ZM151 86H153V85H151ZM63 87H61L62 89H63ZM76 87V86H75ZM75 87H73V88H75ZM79 87V86H78ZM80 87H79V89H80ZM144 87H146V86H144ZM147 87L149 88L150 86H148L147 85ZM156 87L157 86H154L153 88H155L156 89ZM220 87L222 88L221 90H220ZM18 88V87H17ZM61 88H60V90H61ZM69 88V87H68ZM77 88V87H76ZM87 88V87H86ZM152 88V91L154 90ZM240 88H242L243 90H244V94H246L245 96H246V98H245V96H242V98H240V100H239V102L240 103H237V102H235L234 103V101L232 100V98L235 96V94L237 93V92H239V90H240ZM8 89V88H7ZM44 89V88H43ZM56 89V88H55ZM58 89V88H57ZM65 90H66V88H64ZM70 89H72V88H70ZM79 89H77V90H79ZM85 89V88H84ZM136 89V88H135ZM241 89V90H242ZM65 90L64 91H62L63 93L65 92ZM69 89H67V91H68ZM82 90V89H81ZM139 90V89H138ZM146 90H148V91H150L151 90V88H150V90L149 89H146ZM156 90V91H157ZM242 90V91H243ZM58 91V90H57ZM73 91V90H72ZM71 91V92H72ZM83 91V90H82ZM145 91V90H144ZM159 91H157V92H159ZM61 91H60V93H62ZM79 93H76L75 92V89H74V94H77V96H78V94H80L81 92L80 91H78ZM155 92V91H154ZM67 93V95H68V92H66ZM132 93V92H131ZM137 93V92H136ZM142 93V92H141ZM140 93V94H141ZM149 93H151V92H149ZM242 93V94H243ZM264 93V92H263ZM32 94V93H31ZM54 94V93H53ZM59 93H56V95H58ZM240 94V93H239ZM259 94V95H260ZM44 95V94H43ZM42 95V96H43ZM62 95V94H61ZM72 95H73V93H72ZM71 95V96H72ZM86 95H87V92H86ZM130 95V94H129ZM133 95V94H132ZM135 95V94H134ZM154 95V94H153ZM155 95H156V93H155ZM263 95V94H262ZM47 96V95H46ZM49 96V95H48ZM51 96V95H50ZM50 96H49V98H50ZM53 96V95H52ZM55 96V95H54ZM52 97L51 99H48L47 97H45V98H47V99H45V98H43V100H42V98H41V100L42 101H39L38 100V102L39 103H37V102H35L34 103V105L32 104L33 102H30L31 104H30V106H25L24 105V107H23V110H22V108L20 109L19 107V109L18 110H20V111H18L17 110V112H12V114L10 113V116H11V118H10V116H9V118L11 119V122H15V123H12V125L10 124V121H8L9 122V125H11L12 127H13V129L14 130H10L11 129V126H8V123L7 124H4V123H1L0 124V126H1V128H3L4 130H5V133L7 132V131H11V134H13V132H14V134L13 135H11V137L9 136V134L8 135H6L5 136V138L8 136V138H9V140H11V141H9V143L11 144V146L12 147H10L9 146V148H10V153L9 154H11V150L13 149V147H17V148H15V150H13V151H15L14 153H16V152H19V150L22 148V144L24 143V141H26V140H30V142H32V144H34V142H37V141H35V139H36V137L34 136V135H32V133H31V135H29L28 133H27V131L25 130V126L27 125L26 123H24L26 120V118H27V120L29 121V118H31V119H37V118H43V121H48V122H51L52 123V121L50 120V119H52V118H54L55 119V121H56V115L59 113V111H62V109L64 108V107H66V105L67 104H70L71 102H73V100L74 99H72V101L71 102H69L71 99H70V93H69V97L67 96V98H69L68 99V101L67 100H64V96L62 95L61 97H63V98H61V97H59L60 96V94H59V96L58 97ZM80 96H81V94H80ZM141 96V95H140ZM150 96H152V94L150 95ZM241 96V95H240ZM255 96V95H254ZM258 96V95H257ZM256 96V97H257ZM75 97V95H73V98ZM139 97V96H138ZM142 97V96H141ZM154 97V96H153ZM152 97V98H153ZM238 97V96H237ZM243 97L245 98L244 100H243ZM67 98H65V99H67ZM77 98V97H76ZM75 98V99H76ZM128 98H129V96H128ZM152 98H150V99H152ZM156 98H158L157 96H156ZM239 98V97H238ZM255 98V97H254ZM262 98H263V96H262ZM261 98V99H262ZM78 99V98H77ZM79 99H81V98H79ZM154 99H155V97H154ZM242 99V100H241ZM256 99V98H255ZM259 99V98H258ZM257 99V100H258ZM260 99V100H261ZM28 100H29V98H28ZM35 100H36V98H35ZM256 100V101H257ZM30 101V100H29ZM81 101V100H80ZM81 101V102H82ZM125 101V102H124ZM138 101V100H137ZM157 101V100H156ZM237 101V100H236ZM262 101V100H261ZM78 102V101H77ZM76 102V103H77ZM80 102V103H81ZM124 102V103H123ZM159 102V101H158ZM254 102H255V100H254ZM28 103V102H27ZM75 102H73V103H71V104H74ZM127 103V102H126ZM261 103V102H260ZM35 104H37V105H35ZM157 104V103H156ZM254 104V103H253ZM75 106H77L76 104H74ZM21 106V105H20ZM82 106V105H81ZM81 106H80V108H81ZM124 106H125V104H124ZM128 106V105H127ZM126 106V107H127ZM145 106V105H144ZM69 107H70V105H69ZM78 107V106H77ZM137 107V106H136ZM174 107H173V109H174ZM73 108V107H72ZM158 108V107H157ZM156 108V109H157ZM67 109V108H66ZM70 109H71V107H70ZM77 109V108H76ZM75 109V110H76ZM86 109H88V107L86 108ZM94 109V108H93ZM11 110V109H10ZM16 110V109H15ZM74 110V109H73ZM73 110H70V111H72L71 112V114H69V113H67V114H69V115H72V113H73ZM74 110V111H75ZM78 110H79V108H78ZM65 110H63V112H64ZM77 111V110H76ZM88 111V110H87ZM149 111V110H148ZM173 111V110H172ZM257 111V110H256ZM262 111V110H261ZM62 112V113H63ZM78 112V111H77ZM94 112H95V110H94ZM127 112V111H126ZM152 112V111H151ZM159 112V111H158ZM2 113V112H1ZM0 113V114H1ZM6 113V112H5ZM61 113V114H62ZM66 112H64V114H65ZM74 113H76V112H74ZM73 113V114H74ZM84 113V112H83ZM90 113H93V112H90ZM61 114H60V116H61ZM64 114H62V116L64 115ZM82 113L80 112V115H81ZM2 115V114H1ZM75 115V114H74ZM79 115V116H80ZM83 115V114H82ZM90 115V114H89ZM94 115V114H93ZM130 115V114H129ZM149 115H150V113H149ZM157 115V114H156ZM257 117H256V119L258 120V124H259V127L260 128H262L261 130H262V133L264 132L263 130H264V112H261V113H258V114H255ZM59 116V117H60ZM61 116V117H62ZM73 116V115H72ZM71 116V118H73ZM78 116V115H77ZM29 117V118H28ZM83 117V116H82ZM86 117H88L87 115H86ZM99 117V116H98ZM144 117V116H143ZM147 117V116H146ZM152 117V116H151ZM150 117V118H151ZM156 117V116H155ZM158 117V116H157ZM171 117V116H170ZM186 117V116H185ZM188 117V116H187ZM246 117H248V118H246ZM8 118V117H7ZM63 118V117H62ZM77 118V120L76 121H78V117H76ZM80 118H81V116H80ZM176 118V117H175ZM4 119V118H3ZM6 119V118H5ZM9 119V120H10ZM45 119V120H44ZM54 119H52V120H54ZM61 119V118H60ZM92 119H94V118H92ZM160 119H161V117H160ZM191 119V118H190ZM253 119H255V117L253 118ZM7 120V119H6ZM50 120V121H49ZM59 120V119H58ZM74 119H72V120H69L68 121V119L66 120V121H64V123L65 124H62V126H63V128L60 130V128L62 127H58L59 128V132L60 133H58V135H56V137H55V135H53L54 137L52 138V140L53 141H55V143H54V148H53V157H54V155H55V157H54V164L56 165L55 167H54V169L53 168H51V169H53V170H56L55 172H53V173H50L49 172V174L50 175H55V177H57V176H59L58 174H63V172L61 171V170H58V172H57V168L56 167H59L57 164L58 163H60V161H61V159L63 158V161H66V160H64V157H62L63 155L65 156L66 154H67V156H68V153H70V152H72V154H73V151L74 152H76L75 150L76 149H79V147L81 146L82 147V143H83V140L84 139H87L88 138V142H89V145L90 146H93V147H95V145H99V144H97V140L98 139H100L99 137L101 136L100 135V129H101V121L100 120H102V118L100 117V120L99 119H96V120H88V119H85L84 117L82 118V119H80L79 120V122L77 123L76 121H75ZM151 120V119H150ZM175 120V119H174ZM177 120V119H176ZM184 120H185V118H184ZM3 121V120H2ZM1 121V122H2ZM39 121L41 122L42 120L41 119H39ZM68 121V122H67ZM146 121V120H145ZM147 121H148V119H147ZM146 121V122H147ZM169 121V120H168ZM186 121V120H185ZM59 122V121H58ZM61 122V121H60ZM76 124H75V123ZM151 122H152V120H151ZM39 123V122H38ZM46 123V122H45ZM57 123V122H56ZM56 123H55V125H56ZM62 123V122H61ZM61 123H59L58 125H56V127L57 126H59V125H61ZM112 123V122H111ZM172 123H174V122H172ZM255 123V122H254ZM23 124H25V126L23 125ZM44 124V123H43ZM46 124H48V123H46ZM46 124H44V125H46ZM134 124V123H133ZM149 124V123H148ZM165 124V123H164ZM253 124V123H252ZM15 125H16V127H15ZM39 125V124H38ZM65 125V126H64ZM113 125V124H112ZM142 125H143V123H142ZM168 125V124H167ZM255 125V124H254ZM256 125H257V123H256ZM28 126V125H27ZM27 126H26V128H27ZM43 126V125H42ZM48 126V125H47ZM104 126V125H103ZM165 126V125H164ZM163 126V127H164ZM8 127V128H7ZM29 127V126H28ZM53 127V126H52ZM55 127V126H54ZM55 127V128H56ZM105 127V126H104ZM145 125L142 127V128H144L143 130L144 131H146V129H145ZM167 127V126H166ZM254 127V126H253ZM7 128V129H6ZM54 128V129H55ZM173 128V127H172ZM3 129H0V131H4ZM9 129V130H8ZM28 129V128H27ZM53 129V130H54ZM176 129V128H175ZM181 129V128H180ZM114 130V129H113ZM160 130H162V129H160ZM13 131V132H12ZM55 131V130H54ZM103 131V130H102ZM185 131V130H184ZM246 131H248V132H246ZM35 132V134H36V131H34ZM38 132V131H37ZM139 132H141V131H139ZM182 132H183V130H182ZM2 133V132H1ZM7 133H9V132H7ZM6 133V134H7ZM27 134V136H26V134ZM104 133V132H103ZM103 133H101V134H103ZM113 133H115V132H113ZM163 133H165V131H163ZM162 133V134H163ZM167 133V132H166ZM170 133V132H169ZM56 134V133H55ZM157 133H155V134H153L154 135V138H156L155 136H157L156 135ZM160 134V133H159ZM29 135V136H28ZM109 136H110V138H111V133H109L108 134ZM116 135V134H115ZM161 135V134H160ZM165 135V134H164ZM229 136V137H228ZM263 136V135H262ZM148 137V136H147ZM160 138V136H157V138ZM162 137V136H161ZM236 137V138H235ZM4 138V139H5ZM132 138V137H131ZM156 138V139H157ZM187 138V137H186ZM235 138V139H234ZM264 138V137H263ZM39 139H40V137H39ZM108 139V138H107ZM112 139V138H111ZM139 139H141V138H139ZM148 139V138H147ZM153 139V138H152ZM232 139H234V140H236L237 142H238V144L240 143V145H239V150L238 149H236L235 148V145H232L231 144V142L233 141ZM5 140H7V139H5ZM102 140H103V137H102ZM109 140V139H108ZM185 140V139H184ZM8 141V140H7ZM41 141V140H40ZM101 141V140H100ZM21 142H23V143H21ZM29 142V141H28ZM85 142H86V140H85ZM88 142H86L87 144H88ZM154 142V141H153ZM86 143H85V145H86ZM107 143V142H106ZM118 143V142H117ZM121 143V142H120ZM108 144V143H107ZM150 144V143H149ZM156 146H157V149L160 151V150H163L164 149V147L162 146V144H160V142L159 141H155V143H154ZM208 144V143H207ZM211 144V143H210ZM18 145V146H17ZM85 145H83V146H85ZM140 145V144H139ZM146 145V144H145ZM216 145V144H215ZM237 145V144H236ZM87 146V145H86ZM154 146V145H153ZM207 146V145H206ZM34 146H32V148H33ZM106 147V146H105ZM191 147H194V146H191ZM231 147V148H230ZM12 148V149H11ZM85 148V147H84ZM204 148V147H203ZM30 149V148H29ZM29 149H27V150H29ZM87 149H89V146H87ZM93 149V148H92ZM198 149V148H197ZM208 149V148H207ZM228 149V150H229ZM155 150V149H150V151L149 152H146V157H148L150 154H152V152ZM169 150V149H168ZM193 150H195L194 148H193ZM221 150V149H220ZM93 151V150H92ZM166 151V150H165ZM171 151V150H170ZM169 151V152H170ZM173 151H175V149L173 150ZM178 151V150H177ZM219 151V150H218ZM227 151V150H226ZM28 152V154H29V151H27ZM52 152V151H51ZM205 152V151H204ZM203 152V153H204ZM208 152V154L210 153V154H212L211 152H209V151H207ZM206 152V153H207ZM217 152V151H216ZM215 152V153H216ZM13 153V154H14ZM20 153V152H19ZM19 153H18V155H19ZM25 153V152H24ZM79 153V152H78ZM97 153V152H96ZM171 153V152H170ZM176 153V152H175ZM179 153V152H178ZM181 153V152H180ZM201 154H202V152H200ZM206 153H204V154H206ZM227 153H228V151H227ZM12 154V155H13ZM41 154V153H40ZM71 154V155H72ZM76 154V153H75ZM80 154V153H79ZM164 154V153H163ZM186 154V153H185ZM184 154V155H185ZM198 154H199V152H198ZM197 154V156L196 157H198L199 156V158L202 156V155H204V154H202L201 156H200V154L198 155ZM17 155V154H16ZM22 155H24L23 153H22ZM21 155V156H22ZM70 155V154H69ZM166 155V154H165ZM170 155V154H169ZM168 155V156H169ZM179 155V154H178ZM194 155H196V153L194 152ZM213 155H214V152H213ZM4 156H5V154H4ZM11 156V155H10ZM192 156H193V154H192ZM6 157V156H5ZM12 157H14V159H15V155L14 156H11L10 158H12ZM75 157V156H74ZM150 157V156H149ZM148 157V158H149ZM170 157V156H169ZM168 157V158H169ZM195 157V158H196ZM9 158V159H10ZM93 158V157H92ZM158 158V157H157ZM167 158V159H168ZM179 158V157H178ZM181 158V157H180ZM194 158V157H193ZM13 159V158H12ZM155 159V158H154ZM163 159H165L166 160V158H165V156H164V158ZM163 159H160V160H162V163L161 164H164L163 162H165V160L163 161ZM7 160V159H6ZM169 160V159H168ZM178 160V159H177ZM181 160H183V159H181ZM188 160H190V159H188ZM187 160V161H188ZM194 160V159H193ZM213 160V159H212ZM235 160V159H234ZM13 161V160H12ZM98 161V160H97ZM100 161V160H99ZM98 161V162H99ZM156 161V160H155ZM154 161V162H155ZM191 161V160H190ZM199 161V160H198ZM3 162H4V160H3ZM6 162V161H5ZM22 162V161H21ZM67 162V161H66ZM101 162V161H100ZM183 162H184V160H183ZM200 162V161H199ZM198 162V163H199ZM239 162V163H240ZM150 163H152V162H150ZM156 163L157 162H155L154 163V165L156 166ZM159 163V162H158ZM171 163V162H170ZM173 163V162H172ZM191 163V162H190ZM196 163V162H195ZM250 163V162H249ZM67 164V163H66ZM94 164V163H93ZM103 164V163H102ZM153 164V163H152ZM151 164V165H152ZM160 164V165H161ZM166 164H168V163H166ZM186 164V163H185ZM188 164H189V162H188ZM193 164V163H192ZM218 164V163H217ZM235 164V163H234ZM237 164V163H236ZM235 164V165H236ZM260 165L261 164H263V163H259ZM7 165V164H6ZM98 165V164H97ZM147 165H149V163H147ZM169 165H171V164H169ZM173 165V164H172ZM184 165V164H183ZM195 165V164H194ZM198 165V164H197ZM215 165V164H214ZM228 165V164H227ZM254 165V164H253ZM24 166V165H23ZM67 166V165H66ZM76 166V165H75ZM150 166V165H149ZM153 166V165H152ZM154 166V167H155ZM174 166V165H173ZM185 166V165H184ZM191 166V165H190ZM218 166V165H217ZM224 166V165H223ZM145 167H147V166H145ZM158 167V166H157ZM169 167V166H168ZM182 167V166H181ZM188 167V166H187ZM187 167H185L184 169H186ZM193 167V166H192ZM202 167V166H201ZM231 167H232V165H231ZM5 168V167H4ZM3 168V169H4ZM29 168V167H28ZM56 168V169H55ZM63 168V167H62ZM148 168V167H147ZM183 168V167H182ZM50 169V170H51ZM145 169V168H144ZM150 170H148V169H145L144 171H146V170H148V171H146V172H144L143 173V171H142V175H147V179H149V180H151L152 179V182H153V180L155 181V180H157V171H153V169H151V167L149 168ZM175 169V168H174ZM191 169V168H190ZM209 169V168H208ZM207 169V170H208ZM221 169V168H220ZM228 169V168H227ZM256 169V168H255ZM21 170V169H20ZM176 170V169H175ZM197 170V169H196ZM195 170V171H196ZM206 170V169H205ZM225 170V169H224ZM230 170V169H229ZM246 170V169H245ZM258 170V168L256 169V171ZM263 170V169H262ZM48 171V170H47ZM52 171V170H51ZM139 171V170H138ZM183 171H185V170H183ZM198 171V170H197ZM200 171H202V170H200ZM238 171H239V169H238ZM246 171H248V170H246ZM134 172H136V173H138L137 171H134ZM157 172V173H156ZM160 172V171H159ZM189 172V171H188ZM203 172H204V170H203ZM207 172H209V171H207ZM214 172V171H213ZM245 172V171H244ZM22 173V172H21ZM45 173H47V172H45ZM115 173V172H114ZM185 173V172H184ZM183 173V174H184ZM190 173V172H189ZM188 173V174H189ZM216 173V172H215ZM247 173V172H246ZM159 174V173H158ZM168 174V173H167ZM171 174V173H170ZM175 174V173H174ZM200 174V173H199ZM248 174V173H247ZM260 174V173H259ZM258 174V175H259ZM9 175V174H8ZM48 175V174H47ZM161 175V174H160ZM166 175V174H165ZM178 175V174H177ZM187 175V174H186ZM220 175V174H219ZM223 175V174H222ZM242 175V174H241ZM38 176V175H37ZM175 176V175H174ZM195 176V175H194ZM200 176V175H199ZM248 176V175H247ZM246 176V177H247ZM254 176V175H253ZM45 177V176H44ZM54 177V176H53ZM53 177H52V180H53ZM163 177V176H162ZM172 177V176H171ZM186 177V176H185ZM196 177V176H195ZM208 177V176H207ZM215 177V176H214ZM245 177V178H246ZM263 177H264V175H263ZM5 178V177H4ZM38 178V177H37ZM43 178V177H42ZM48 177H46L45 179L46 180H49V179H47ZM160 178V177H159ZM177 178V177H176ZM187 178V177H186ZM217 178V177H216ZM33 179V178H32ZM44 179V178H43ZM45 179H44V181H45ZM61 179V178H60ZM141 178H139V180H140ZM173 179H174V177H173ZM135 180H137V179H135ZM148 180V181H149ZM160 180V179H159ZM166 180V179H165ZM189 180V179H188ZM195 180V179H194ZM248 180V179H247ZM37 181V180H36ZM89 181H91V179L89 180ZM145 181H146V179H145ZM147 181V182H148ZM175 181V180H174ZM182 182L184 181L183 179L181 180ZM180 181V183H182ZM187 181V180H186ZM185 181V182H186ZM246 181V180H245ZM254 181V180H253ZM255 181H256V179H255ZM71 182V181H70ZM141 182V181H140ZM143 182V181H142ZM151 182V181H150ZM156 183H157V181H155ZM155 182H153V183H155ZM170 182H172V181H170ZM67 183V182H66ZM144 183V182H143ZM146 183V182H145ZM178 183V182H177ZM184 183V182H183ZM212 183V182H211ZM251 184H252V182H250ZM257 183H259V182H257ZM26 184V183H25ZM68 184V183H67ZM70 184V183H69ZM132 184V183H131ZM162 184V183H161ZM160 184V185H161ZM164 184V183H163ZM179 184V183H178ZM190 184V183H189ZM206 184V183H205ZM264 184V183H263ZM137 185V184H136ZM140 185V184H139ZM138 185V186H139ZM145 185V184H144ZM147 185H148V183H147ZM223 185V184H222ZM232 185V184H231ZM258 185V184H257ZM52 186V185H51ZM117 186H119V187H123V186H120V185H117ZM125 186V185H124ZM129 186V185H128ZM133 186V185H132ZM149 186V185H148ZM178 186V185H177ZM252 186V185H251ZM262 186V185H261ZM39 187V186H38ZM37 187V188H38ZM50 187V186H49ZM126 187V186H125ZM130 187V186H129ZM128 187V188H129ZM140 187H143V186H140ZM174 187V186H173ZM175 187H176V185H175ZM195 187V186H194ZM253 187V186H252ZM36 188V189H37ZM46 188V187H45ZM109 188V187H108ZM144 188H145V186H144ZM152 188V187H151ZM154 188V187H153ZM165 188H166V186H165ZM181 188V187H180ZM255 188V187H254ZM264 188V187H263ZM44 188L42 187V188H40L39 187V190L41 191V190H43ZM131 190H133V188H130ZM137 189H139V188H137V187H135V189L133 190L134 191V193H133V196L135 195V196H138V193L139 192H137L138 190ZM141 189V188H140ZM143 189V188H142ZM168 189V188H167ZM196 189V188H195ZM258 189V188H257ZM137 190V191H136ZM146 190H148V188L146 189ZM200 190H201V188H200ZM203 190V189H202ZM259 190V189H258ZM257 190V191H258ZM264 190V189H263ZM111 191V190H110ZM132 191V192H133ZM142 191V190H141ZM210 191V190H209ZM222 191V190H221ZM260 191V190H259ZM149 192V191H148ZM217 192V191H216ZM220 192V191H219ZM65 193V192H64ZM107 193H109V192H107ZM106 193V194H107ZM114 192H113V190L111 191V193L109 194V197L111 196V197H113L112 199H116V200H119L121 203H122V206H123V210H124V213H125V219L124 220H122L121 221V216H122V212H119L118 211V209H117V206L116 205H114V203L113 204H110L109 202V204H106V203H99L100 201H98L97 200V202H98V204L100 205V206H102V207H104V209H106L105 207H107V208H109V212L110 213H112V216L113 217H111V218H109L108 216V218L110 219V221H109V227H110V231H109V229H107L109 232H110V234L112 233L113 235H115L116 237H118L119 238V240H121L120 242H121V244H120V247H121V251H122V253H124V254H126L127 255V253L129 252V250H130V248L128 249V242L129 241H131V239H133V237H135V235L136 234H138V233H141L142 232V230L139 228L140 226H138L137 225V222L136 221H132L131 220V211H130V208H129V206H127V204L128 203H130V199L129 200H125V199H121L120 197H118L117 195V197H115V196H113L114 194H113ZM116 193V192H115ZM120 193V192H119ZM208 193V192H207ZM140 195H139V197L142 195L141 193H139ZM147 194V193H146ZM202 194H204L203 192H202ZM221 194H223V193H221ZM259 194V193H258ZM124 195V194H123ZM193 195V194H192ZM209 195V194H208ZM216 195H219V194H216ZM215 195V197H217ZM206 196V195H205ZM122 197V196H121ZM196 197V196H195ZM198 197V196H197ZM257 197V196H256ZM129 198V197H128ZM169 198V197H168ZM194 198V197H193ZM210 198V197H209ZM261 197H259V199H260ZM263 198H264V196H263ZM155 199V198H154ZM189 199V198H188ZM96 200V199H95ZM187 200V199H186ZM261 200V199H260ZM129 201V202H128ZM132 201H134L132 204H128V205H138V207L140 206L141 207V209H143V202L142 201H136V200H134V198H133V200ZM146 201V200H145ZM144 201V202H145ZM153 201V200H152ZM180 201V200H179ZM203 201V200H202ZM120 202H118V203H120ZM137 202H138V204H137ZM141 202H142V204H141ZM176 202V201H175ZM200 202V201H199ZM198 202V203H199ZM264 202V201H263ZM140 203V204H139ZM161 203V202H160ZM165 203V202H164ZM194 203V202H193ZM197 203V204H198ZM147 204V203H146ZM171 204V203H170ZM182 204V202L180 203V205ZM192 204V203H191ZM195 204V203H194ZM254 204H255V202H254ZM154 205H157V204H155L154 203ZM159 205V204H158ZM158 205L156 206V207H158ZM165 205V204H164ZM172 205H174L175 206V204H172ZM256 205V204H255ZM152 206H153V203H152ZM161 206V205H160ZM170 206V205H169ZM189 206V205H188ZM187 206V208H189ZM248 206H250V205H248ZM96 207V206H95ZM101 207V208H102ZM146 207V206H145ZM173 207V206H172ZM181 208H179V206L178 207H175V208H173V210L174 209H176V211H177V215L179 216V213H180V215L181 214H183L184 216L186 215H189L190 217H187V219H185V220H189V223H186V225L189 227V228H191V231H190V234L192 235V237H193V239L197 242L196 243V245H198V246H202V245H204L205 244V240H207V238L204 236V234H203V232H204V230L206 231V232H209V231H207V229L208 228H205V226H206V224L209 226H212V227H214V230L216 231V233H213V234H215L214 235V237H216V240L218 239V241H219V243L221 242V244L222 243H226V241H227V244H228V240L229 239H233V238H235V240H237V241H239L240 243H243L244 241L247 243V244H249V240H250V237L248 236V234H250L249 232H248V227L247 226H242V225H240L241 223H242V218L239 216V217H234L233 218V216L231 215V217L233 218H229L230 217V215H228V212H226L225 210H224V208L222 209V208H219L220 210H218V211H216V210H210L209 212L207 211V213H205V212H203V210H201V209H205V207H204V205H194V206H191L190 207V209H186V207L185 208H183L182 209V206H180ZM219 207V206H218ZM100 208V207H99ZM149 208V207H148ZM254 210L255 209H259L260 210V214H259V217H258V220L256 221V222H259V227L257 226V228H258V230L261 228L263 231H264V205L263 204H261L260 205V202H259V204L258 205H256V208L255 207H252ZM150 209V208H149ZM170 209H171V207H170ZM186 209V210H185ZM212 209V208H211ZM248 209V211L250 210L249 209V207L247 208ZM253 209H251V210H253ZM122 210V211H123ZM172 210V209H171ZM201 210V211H200ZM209 210V209H208ZM96 211V210H95ZM167 211V210H166ZM176 211L174 210V212L176 213ZM200 211V212H199ZM205 211V210H204ZM246 211V210H245ZM201 212H203V213H205L204 215H203V218H201L202 217V214L201 215H199V213H201ZM91 213V212H90ZM230 213V212H229ZM92 214V213H91ZM144 214V213H143ZM235 214V213H234ZM236 214H237V212H236ZM106 215V214H105ZM176 215V216H177ZM237 215H239V214H237ZM229 216V217H228ZM90 217V216H89ZM106 217V218H107ZM152 217V216H151ZM105 218V217H104ZM107 218V219H108ZM123 218V217H122ZM190 218V219H189ZM228 218H229V220L230 221H226V219L228 220ZM256 218H257V216H256ZM154 219V218H153ZM176 219H178V217L176 218ZM183 219V218H182ZM232 219V220H231ZM130 220L132 221V222H130ZM179 220H180V218H179ZM184 220V221H185ZM201 220H205V222L204 223H200V224H204V227H202V225L199 227V229H197L196 228V225H195V223H198V222H200ZM256 220V219H255ZM74 221V220H73ZM181 221V220H180ZM128 222H130L131 224H132V226H130L129 227V230H127L128 229ZM159 222V221H158ZM170 222V221H169ZM182 223V222H181ZM246 223V222H245ZM163 224V223H162ZM176 224V223H175ZM174 224V225H175ZM254 224H255V221H254ZM88 225V224H87ZM130 225V224H129ZM180 225V224H179ZM247 225V224H246ZM106 226V225H105ZM177 227V226H176ZM180 227V226H179ZM182 227V226H181ZM207 227V226H206ZM175 228V227H174ZM211 228V227H210ZM209 228V229H210ZM15 229H17V228H15ZM14 229V230H15ZM81 229V228H80ZM83 229V228H82ZM177 230H178V228H177ZM181 230V229H180ZM255 230H256V228H255ZM254 230V231H255ZM143 231H144V229H143ZM182 232V231H181ZM229 232H231V234L233 235V238L232 237H228V233ZM106 233V232H105ZM129 233H130V239L128 238V236H127V234L129 235ZM143 233V232H142ZM200 233L205 237H203V238H200L198 235H200ZM263 233V232H262ZM111 234V235H112ZM144 234V233H143ZM150 234V233H149ZM185 234V233H184ZM189 234V233H188ZM208 234H210V233H208ZM90 235V234H89ZM106 235L108 236L109 234H107L106 233ZM205 235H206V233H205ZM211 235V234H210ZM96 236V235H95ZM131 236H132V238H131ZM144 236V235H143ZM208 236V235H207ZM231 236V235H230ZM92 237V236H91ZM99 237V236H98ZM109 237V236H108ZM106 238L105 237V235H104V238H106V239H110V240H112V238L114 237H109V238ZM115 237V238H116ZM137 237V236H136ZM135 237V239L136 240H138L137 238ZM188 237V236H187ZM103 237H101V239H102ZM103 238V239H104ZM139 238V237H138ZM142 238V240H143V238L144 237H141ZM191 238V237H190ZM200 238V239H199ZM210 238V237H209ZM255 238V237H254ZM33 239V238H32ZM105 239V240H106ZM127 239H129V241L127 242ZM152 239V238H151ZM192 239V240H193ZM215 239V238H214ZM258 239V238H257ZM108 240H106V241H108ZM135 240V241H136ZM193 240V241H194ZM198 240H200V242L198 241ZM209 240V239H208ZM216 240H214V241H216ZM261 240V239H260ZM264 240V239H263ZM10 241V240H9ZM102 241V240H101ZM104 241V240H103ZM102 241V242H103ZM145 241V240H144ZM147 241V240H146ZM234 241V240H233ZM251 241V240H250ZM101 242V243H102ZM115 242V241H114ZM132 242V241H131ZM149 242V241H148ZM181 242V241H180ZM179 242V243H180ZM185 242V241H184ZM252 242V241H251ZM258 242V241H257ZM109 243H112V241L111 242H109ZM108 242L107 243H105V245L104 246H102L103 248H101L102 250V253H99L100 255H98L99 256V262L97 261V263L98 264H129V263H124L125 262V260H123L122 261V259H121V257L123 258L124 257V259H125V255L124 256H122L121 254H120V251L118 252L117 250L119 249V248H117V250H116V248L115 247H113V246H111V244H109ZM134 243V242H133ZM146 243V242H145ZM150 243V242H149ZM148 243V244H149ZM182 243V242H181ZM216 243V242H215ZM233 243H236V241L235 242H233ZM28 244V243H27ZM33 244V243H32ZM37 244V243H36ZM102 244H104V243H102ZM174 244V243H173ZM178 244V243H177ZM184 244H186V243H184ZM184 244H182V245H184ZM188 244V243H187ZM208 244V243H207ZM220 244V245H221ZM238 244V243H237ZM22 245V244H21ZM134 245V244H133ZM141 245V244H140ZM147 244H145V246H146ZM178 245H180V244H178ZM181 245V246H182ZM190 245V244H189ZM195 245V244H194ZM219 245V244H218ZM19 246V245H18ZM134 246H136V245H134ZM142 246V245H141ZM180 246V247H181ZM198 246H196L195 248H197ZM205 246V245H204ZM209 246V245H208ZM217 246V245H216ZM245 246V245H244ZM252 246H253V244L251 245V243L249 244V246H248V251H247V254H248V252H249V254H250V252H252L251 254H253L254 253V251L252 250L253 248H252ZM144 247V246H143ZM166 247V246H165ZM173 247V246H172ZM177 247V246H176ZM203 247V246H202ZM205 247H207V245L205 246ZM205 247H204V249H205ZM224 247V246H223ZM227 247V246H226ZM53 248V247H52ZM75 248V247H74ZM133 248V247H132ZM137 248H140V247H137ZM183 248V247H182ZM193 248V247H192ZM194 248V249H195ZM209 248H210V246H209ZM219 248V247H218ZM235 248V247H234ZM45 249V248H44ZM54 249V248H53ZM90 249V248H89ZM155 249V248H154ZM163 250L165 249V248H162ZM166 249H167V247H166ZM184 249H185V247H184ZM187 249H189V251H190V248L188 247ZM199 249V248H198ZM203 249V248H202ZM201 249V250H202ZM242 249V248H241ZM256 249V248H255ZM1 250V249H0ZM28 250V249H27ZM26 250V251H27ZM96 250V249H95ZM138 250V249H137ZM142 250V249H141ZM140 250V251H141ZM148 250V249H147ZM173 250H174V248H173ZM179 250V249H178ZM192 250V249H191ZM243 250V249H242ZM246 250V249H245ZM264 250V249H263ZM20 251V250H19ZM165 251V250H164ZM183 251V250H182ZM241 251V250H240ZM244 251V250H243ZM262 251V250H261ZM46 252V251H45ZM48 252V251H47ZM46 252V253H47ZM136 252H138V251H136ZM152 252V251H151ZM184 252V251H183ZM187 252V251H186ZM191 252V251H190ZM189 252V253H190ZM199 252V250L197 251V253ZM30 253V255H31V252H29ZM45 253V254H46ZM50 254H51V251L49 252ZM49 253H47V256L49 255ZM131 253V252H130ZM141 253V252H140ZM143 253H144V251H143ZM154 253V252H153ZM174 253H176L175 251H174ZM188 253V252H187ZM23 254V253H22ZM56 253H54V255H55ZM98 254V253H97ZM138 254V253H137ZM136 253H132V256H133V259L135 258L136 259V263L137 264H164V263H162L161 262V260L160 259H157V257L156 258H153V257H150V258H147V257H145V256H140L139 254L137 255ZM145 254V253H144ZM149 254V253H148ZM191 254H192V252H191ZM191 254H188V257H189V255H191ZM224 254V253H223ZM228 254V253H227ZM250 254V255H251ZM255 254H257V253H255ZM6 255V254H5ZM12 255H13V253H12ZM27 255V254H26ZM36 255V254H35ZM121 255V256H120ZM147 255V254H146ZM170 255V254H169ZM173 254H171L170 256H172ZM187 255V254H186ZM243 255V254H242ZM245 255V254H244ZM264 255V254H263ZM14 256V255H13ZM70 256H72V255H70ZM90 256V255H89ZM97 256V255H96ZM131 256V257H132ZM153 256V255H152ZM177 256V255H176ZM183 256V255H182ZM236 256V255H235ZM258 256H259V254H258ZM1 257V256H0ZM20 257V256H19ZM49 257V256H48ZM47 257V258H48ZM83 257V256H82ZM88 257V256H87ZM129 257H130V255H129ZM168 257V256H167ZM175 257V255L173 256V258ZM187 257V256H186ZM182 258L181 260H173L172 261V263L173 262H176V263H180V264H197V263H195L197 260L196 259H192V257L190 258V259H192V260H190L189 258ZM254 257H255V255H254ZM264 257V256H263ZM6 258V257H5ZM9 258V257H8ZM17 258V257H16ZM163 258H164V256H163ZM162 258V259H163ZM169 258V257H168ZM172 258V257H171ZM170 258V259H171ZM176 258V257H175ZM231 258H232V256H231ZM250 258V257H249ZM258 258V257H257ZM7 259V258H6ZM14 259V258H13ZM55 259V258H54ZM96 259V258H95ZM126 259H128V257H126ZM177 259V258H176ZM230 259V258H229ZM252 259H253V257H252ZM254 259H256V258H254ZM260 259V258H259ZM89 260V259H88ZM97 260V259H96ZM131 260H132V258H131ZM194 260H196L195 262H194ZM224 260V259H223ZM228 260V259H227ZM233 260H234V258H233ZM233 260H232V262H233ZM237 260V259H236ZM242 260V259H241ZM249 260H251V259H249ZM13 261V260H12ZM17 261V260H16ZM34 261V260H33ZM129 261V260H128ZM134 261V260H133ZM199 261V260H198ZM245 261H246V259H245ZM242 261V262H237L236 264H249L250 263V261ZM30 262V261H29ZM60 262V261H59ZM169 262H170V260H169ZM215 262V261H214ZM236 262V261H235ZM24 263V262H23ZM31 263V262H30ZM34 263V262H33ZM95 263V262H94ZM135 263V262H134ZM208 263V262H207ZM219 263V262H218ZM226 263V262H225ZM228 263H230V260L227 262V264ZM261 263V262H260ZM171 264V263H170ZM174 264V263H173ZM198 264H201L200 263V261H199V263ZM221 264H223V262L221 263ZM233 264V263H232Z\"/></svg>",
    "mask_w": 264,
    "mask_h": 264
}]
</instances>
